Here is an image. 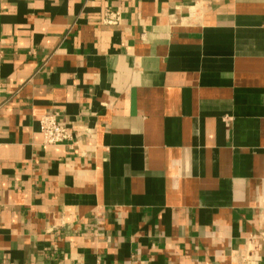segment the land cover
<instances>
[{"label":"crops","instance_id":"crops-1","mask_svg":"<svg viewBox=\"0 0 264 264\" xmlns=\"http://www.w3.org/2000/svg\"><path fill=\"white\" fill-rule=\"evenodd\" d=\"M0 264H264V0H0Z\"/></svg>","mask_w":264,"mask_h":264},{"label":"built area","instance_id":"built-area-1","mask_svg":"<svg viewBox=\"0 0 264 264\" xmlns=\"http://www.w3.org/2000/svg\"><path fill=\"white\" fill-rule=\"evenodd\" d=\"M120 21V14L109 9L104 12V22L108 25H116ZM39 131L43 142L47 145H56L69 141L72 131L69 127L61 125L57 121L56 114L43 115L39 119Z\"/></svg>","mask_w":264,"mask_h":264}]
</instances>
